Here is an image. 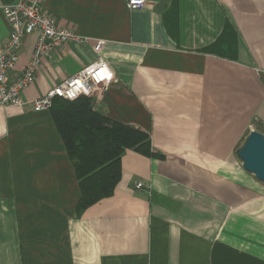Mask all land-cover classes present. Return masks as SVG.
Instances as JSON below:
<instances>
[{"label": "crops", "instance_id": "crops-1", "mask_svg": "<svg viewBox=\"0 0 264 264\" xmlns=\"http://www.w3.org/2000/svg\"><path fill=\"white\" fill-rule=\"evenodd\" d=\"M44 9L89 43L45 56L24 100L94 62L93 44L105 40L116 80L89 108L146 132L151 153L126 149L113 193L80 209L52 107H0V264H264V182L238 156L252 125L264 133V0H149L137 10L47 0ZM8 32L0 12V39ZM37 38L23 39L17 73Z\"/></svg>", "mask_w": 264, "mask_h": 264}, {"label": "built area", "instance_id": "built-area-1", "mask_svg": "<svg viewBox=\"0 0 264 264\" xmlns=\"http://www.w3.org/2000/svg\"><path fill=\"white\" fill-rule=\"evenodd\" d=\"M47 0H20L0 6V12L8 24L9 32L6 39H0V107L30 105L34 111L49 110L57 97L74 101L87 97L96 104L100 94L105 92L116 80V74L102 56L106 41L98 40L93 50L98 58L54 86L39 97L24 100V89L35 81L38 68L43 58L50 56L58 47L66 43L86 44L89 38L80 35L76 30L61 26L57 18L45 11ZM149 0H126L131 10L144 8ZM38 32L30 63L21 71L16 72L19 51L23 39L32 32ZM251 130H254L252 125ZM142 182L137 183L141 188Z\"/></svg>", "mask_w": 264, "mask_h": 264}, {"label": "trees", "instance_id": "trees-1", "mask_svg": "<svg viewBox=\"0 0 264 264\" xmlns=\"http://www.w3.org/2000/svg\"><path fill=\"white\" fill-rule=\"evenodd\" d=\"M88 98L54 100L52 112L70 157L74 160L83 209L111 195L121 177V156L126 149L151 153L149 135L90 110Z\"/></svg>", "mask_w": 264, "mask_h": 264}, {"label": "water", "instance_id": "water-1", "mask_svg": "<svg viewBox=\"0 0 264 264\" xmlns=\"http://www.w3.org/2000/svg\"><path fill=\"white\" fill-rule=\"evenodd\" d=\"M238 156L244 168L264 182V133L252 130Z\"/></svg>", "mask_w": 264, "mask_h": 264}, {"label": "rangeland", "instance_id": "rangeland-1", "mask_svg": "<svg viewBox=\"0 0 264 264\" xmlns=\"http://www.w3.org/2000/svg\"><path fill=\"white\" fill-rule=\"evenodd\" d=\"M243 225L247 226L248 224H240V228H239V237H240V241L246 245V246H253V244H255L254 239L253 238H249L247 239V237H243ZM236 229H238L237 225H236ZM246 231L248 230L247 228L245 229ZM256 246L261 247L259 244H257Z\"/></svg>", "mask_w": 264, "mask_h": 264}]
</instances>
